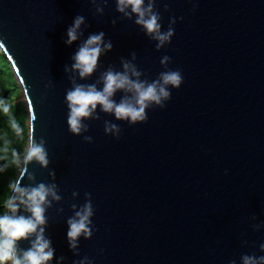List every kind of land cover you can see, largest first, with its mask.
Instances as JSON below:
<instances>
[{
	"label": "water",
	"instance_id": "1",
	"mask_svg": "<svg viewBox=\"0 0 264 264\" xmlns=\"http://www.w3.org/2000/svg\"><path fill=\"white\" fill-rule=\"evenodd\" d=\"M155 10L162 31L176 20L160 50L135 17L116 11L115 0L102 15L89 0H0V48L26 99L29 135L45 141L49 159L47 168L30 163L20 183L57 186L61 200L47 210L46 236L61 264L84 257L93 264H241L244 254L264 255V227L254 229L264 225V0H156ZM76 15L86 18L83 36L68 46ZM100 31L113 47L97 71L86 80L66 72L79 44ZM132 53L142 80L182 70L166 107L129 126L98 106L87 132L70 133L64 98L73 82L97 83ZM105 121L119 126V139L105 134ZM85 193L92 236L81 237L74 254L67 220Z\"/></svg>",
	"mask_w": 264,
	"mask_h": 264
},
{
	"label": "clouds",
	"instance_id": "2",
	"mask_svg": "<svg viewBox=\"0 0 264 264\" xmlns=\"http://www.w3.org/2000/svg\"><path fill=\"white\" fill-rule=\"evenodd\" d=\"M95 6L98 14H103L108 0H89ZM191 3L192 0H189ZM156 0H115V9L127 19H134L145 35L156 41V48L160 50L164 45L171 43L174 36L175 18L170 19V27L162 31L161 16L155 10ZM168 5H165L167 10ZM180 19H183L181 17ZM86 18L83 15H76L66 30L67 39L65 44L71 46L83 36L82 26ZM115 24V21H113ZM112 42L105 40V33L89 34L77 51L71 57L73 63L71 68L65 67V71H71L74 76L81 80L91 77L98 68L99 59L112 50ZM136 54L132 53V59H121L122 70L117 71L108 68L104 71L97 83L77 84L65 94L67 106L68 130L73 135H80L88 131L86 123L89 119H98L97 108L103 113L111 114L118 121H125L129 126L146 123L147 111L154 106L164 109L171 99V90L179 89L183 83L181 69L167 70L159 74L158 78L152 81L142 80V72L133 63ZM161 64L167 66L171 58L167 55L161 59ZM98 85H102L98 87ZM122 93L119 102L115 99L117 93ZM13 105L8 98L0 96V114L8 118L10 128L17 137H22L23 129L12 114ZM104 132L119 139L121 129L118 125L105 121ZM87 143L93 142V137L84 136ZM36 162L41 167L47 168L49 164L48 152L45 148V141L34 139L33 134L29 135L26 146L22 152L12 151V163L19 170L20 177L30 163ZM6 167V166H5ZM4 171L0 167V172ZM50 175L55 176L52 172ZM19 179L9 183V195L0 201V264H52L55 257V248L52 240L46 236L48 217L46 215L52 201H60L58 189L55 184L39 183L35 186H23ZM33 179V177H30ZM73 197L78 195L72 193ZM84 205L75 210V213L67 220L66 240L68 247L74 254H78L80 238L90 239L92 236V216L94 214L90 194ZM62 211V210H61ZM264 225L254 226L259 230ZM28 243L27 248L21 247V242ZM247 243V241H243ZM260 252L264 253V243L259 244ZM56 264H61L65 259L63 256L56 258ZM241 264H264V255L244 254L241 256ZM72 264H93L88 257ZM229 264L236 262L229 261Z\"/></svg>",
	"mask_w": 264,
	"mask_h": 264
},
{
	"label": "trees",
	"instance_id": "3",
	"mask_svg": "<svg viewBox=\"0 0 264 264\" xmlns=\"http://www.w3.org/2000/svg\"><path fill=\"white\" fill-rule=\"evenodd\" d=\"M6 67L10 68V65H8V61L0 48V96L8 98L12 103L15 102L16 99L15 95H11V92L8 89L10 87H8L7 82L4 79V68ZM14 108H16L15 116L22 114V111L19 110V106H13L12 109L14 110ZM14 135L15 133L9 126L8 118L0 114V167L4 168V171L0 172V201L9 195L8 185L16 179L17 173L18 175L20 173L12 163V151L15 150L17 152H22L28 140V131L27 138L24 140L25 143L23 142V139L15 141Z\"/></svg>",
	"mask_w": 264,
	"mask_h": 264
},
{
	"label": "rangeland",
	"instance_id": "4",
	"mask_svg": "<svg viewBox=\"0 0 264 264\" xmlns=\"http://www.w3.org/2000/svg\"><path fill=\"white\" fill-rule=\"evenodd\" d=\"M8 65H10V68L9 67L4 68V71H5L4 72V79L7 82L8 87H10L8 89L10 90L11 95H13V96L15 95V99H16L15 102H12V103L10 102V103L13 106H19V110L22 111V114L15 116L16 108H14V110L12 109L13 110L12 114L15 116L16 120L18 121L21 128L23 129L22 137H17L16 135H14V139H15V141H18V140L20 141L21 139H23V142H24L25 138H27V131H28V138H29L28 108H27V104L24 100V96H23L21 86H20L16 76L14 75L12 69H11V64L9 63V61H8ZM26 144H27V142H26ZM19 175H20V173H19ZM19 175L17 173L16 179H18Z\"/></svg>",
	"mask_w": 264,
	"mask_h": 264
},
{
	"label": "bare ground",
	"instance_id": "5",
	"mask_svg": "<svg viewBox=\"0 0 264 264\" xmlns=\"http://www.w3.org/2000/svg\"><path fill=\"white\" fill-rule=\"evenodd\" d=\"M24 96V95H23ZM24 100H25V102H26V99H25V96H24ZM27 103V102H26Z\"/></svg>",
	"mask_w": 264,
	"mask_h": 264
}]
</instances>
